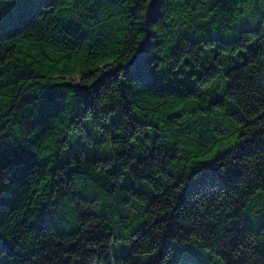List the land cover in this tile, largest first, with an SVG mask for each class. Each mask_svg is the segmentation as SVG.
I'll use <instances>...</instances> for the list:
<instances>
[{
	"label": "trees",
	"instance_id": "obj_1",
	"mask_svg": "<svg viewBox=\"0 0 264 264\" xmlns=\"http://www.w3.org/2000/svg\"><path fill=\"white\" fill-rule=\"evenodd\" d=\"M259 2L156 0L146 49L141 0H0V264H264ZM101 99L115 115L86 122Z\"/></svg>",
	"mask_w": 264,
	"mask_h": 264
},
{
	"label": "snow or ice",
	"instance_id": "obj_2",
	"mask_svg": "<svg viewBox=\"0 0 264 264\" xmlns=\"http://www.w3.org/2000/svg\"><path fill=\"white\" fill-rule=\"evenodd\" d=\"M262 3H264V0H261ZM69 7L72 5L69 4ZM141 7L143 8V11L139 14L140 18L137 20V24L140 26V30L143 32V35L140 36V43L143 45L146 49L153 48V41L157 39L156 33L159 29V24L157 22L158 20V12L159 9L157 8L156 0H141ZM241 7H243L241 5ZM251 20V15L249 13H244L237 23L240 25L242 31H249L247 24ZM4 29V20L2 14H0V31H3ZM162 40V38H161ZM139 46V45H138ZM136 54L133 53V56ZM105 64H111V61H105ZM120 64L127 65L128 67L124 70L125 72H128L130 74H135L137 72L143 71L139 58L133 59L132 57H129L128 59L119 61ZM103 67V65H101ZM107 71V69H105ZM117 72L120 73V79L123 80L124 72H120L119 69H117ZM111 75V74H110ZM107 80L106 76H100L98 80H96L95 86L92 88V91H95L96 88L104 84V82ZM112 103L111 99H101L100 102L93 101L91 104L88 105L84 109L86 122L91 123L93 121L103 125V121L101 120L102 115H107L109 112H112V115H115V112L111 110V108H107L106 105H110ZM223 103V102H222ZM85 117H82V119H85ZM139 133H136V137H139ZM133 138V143L135 142V138ZM111 137H109L107 140L104 141L103 149L104 151H107V146L110 144ZM236 143L235 141L233 142ZM99 147V145H98ZM231 147V146H229ZM222 151V149L220 150ZM213 156L204 157L203 159H213ZM112 165L109 164V167ZM124 172H128V168H124ZM123 181H121L122 183ZM182 187V186H181ZM179 191V189H178ZM5 189L2 185H0V207H2L5 203ZM239 219V218H238ZM243 223V222H241ZM3 235V230L0 229V236ZM258 236L259 233H256ZM11 239V237H8ZM125 239L129 241L135 240L134 234H128L126 237L122 236L119 240V242L114 241L113 243H116V246L118 249H120L121 253L126 257L127 255H131L132 252L129 250L131 248V244L124 245ZM3 241L0 240V244H2ZM261 245L264 247V239L261 240ZM201 250H203V246H201ZM254 250V249H253ZM68 252L67 255L61 254V264H87V261L90 259L89 255L84 254L83 249L80 250L79 253L73 254L71 250H65ZM135 255L138 260V264H159L158 260L150 259L156 257V252L152 251H146L144 249L134 250ZM144 251L145 254L143 256L140 255V252ZM261 255L264 256V251L261 252ZM117 257H112V260H117ZM168 264H177L176 260L173 259L171 255H169L167 258ZM219 259V257H217ZM230 264H233V262L236 260V257H228Z\"/></svg>",
	"mask_w": 264,
	"mask_h": 264
},
{
	"label": "rangeland",
	"instance_id": "obj_3",
	"mask_svg": "<svg viewBox=\"0 0 264 264\" xmlns=\"http://www.w3.org/2000/svg\"><path fill=\"white\" fill-rule=\"evenodd\" d=\"M259 9L261 10L260 12H264V3H262L261 0H260V2H259ZM251 22H252V19H251L248 23H251ZM225 127H226V124H225ZM124 245H128V244H127V243H124ZM111 253H112V254H116V255L119 254V255H121V256H124V255L121 253L120 249L117 248L116 244H114V245L112 246ZM117 253H118V254H117ZM112 264H117V263L112 262ZM195 264H196V263H195Z\"/></svg>",
	"mask_w": 264,
	"mask_h": 264
}]
</instances>
